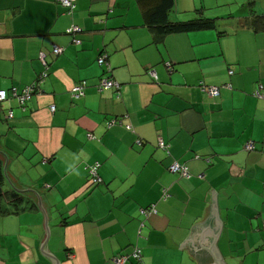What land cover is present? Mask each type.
<instances>
[{"label":"crops","instance_id":"crops-1","mask_svg":"<svg viewBox=\"0 0 264 264\" xmlns=\"http://www.w3.org/2000/svg\"><path fill=\"white\" fill-rule=\"evenodd\" d=\"M74 1L68 14L58 0H0V89H21L46 72L24 107L15 99L0 106L4 188L28 205L0 214V264H52L40 250L37 195L59 264H114L134 245L141 260L124 264H198L179 246L209 215L211 188L224 263L264 264V98L254 95L260 84L264 92V30L249 25L264 14V0H244L260 6L239 16L208 12L224 0H173L171 22L208 18L215 26L162 38L138 0ZM71 25L81 31L68 34ZM54 46L63 51L54 55ZM102 54L109 73L98 63ZM109 74L118 92L96 88ZM82 81L84 96L73 99L71 88ZM201 84L219 87V95ZM116 117L120 123L107 128ZM248 141L253 150L244 148ZM95 161L98 184L87 171ZM174 162L191 177L170 172ZM151 204L156 213L143 216Z\"/></svg>","mask_w":264,"mask_h":264},{"label":"built area","instance_id":"built-area-1","mask_svg":"<svg viewBox=\"0 0 264 264\" xmlns=\"http://www.w3.org/2000/svg\"><path fill=\"white\" fill-rule=\"evenodd\" d=\"M58 3L64 7L65 12L68 14H72L74 9L76 8V4H75L74 0H58ZM80 31H81V28L77 25H71L66 30V32L68 34H71V35H75V34L79 33ZM74 42L79 43V40L76 39ZM52 51H53L54 55H58L63 51V47L54 46ZM41 60L43 63H45L43 54L41 55ZM97 60H98L99 65L105 66V68H106L105 70L108 73L111 72V67L107 61V55L106 54H102V55L98 56ZM166 66L169 69H171V64L169 62L166 63ZM149 73L154 80H157V75H156L154 70H150ZM229 73L231 74V73H233V71L230 70ZM44 76H46V72H43L40 74L39 80H36L32 84L24 86L21 89L17 88L16 86H12L7 90L6 89H0V106L2 105L3 102H5L9 99H15L19 106L24 107L26 105V103L31 99V97L36 93V91H38L39 83L43 79ZM120 86H121L120 83L116 79H114L113 76H111L110 74L106 75V76L102 75L101 78L99 79V82L96 84V88L98 90L115 88L117 90V92L120 90ZM85 87H86L85 81H82V82L75 84L71 88V93H70L71 97L73 99H78V98L84 96ZM200 88L202 89V91H204L206 94H208L212 97H216L219 95V91H220L219 87L201 84ZM261 88H262V85L260 84L254 92V95L258 98H264V92H262L260 90ZM50 109L52 111H54L55 106L51 105ZM12 115H13V113H12V111H10L9 114L7 115V117H12ZM119 123H120V119L118 117H116V118L108 119L106 121V126H107V128H109V127L116 125V124H119ZM125 128L128 130H131L130 125H125ZM88 136L92 138V135L90 133H88ZM157 144L161 149L168 152L169 145L164 142L162 137H158ZM244 148L246 150H249V151L253 150L254 143L252 141H248L244 144ZM100 165H101L100 162L95 161L94 163L87 166L88 177L93 184H98V183L102 182V179L99 175ZM169 170L173 174H176L180 177H184V178H190L191 177V173H190L188 167L182 163L174 162L173 164H171L169 166ZM167 197H168V194L164 190L161 198L165 200ZM140 212L143 216L148 217L151 214L156 213V207L154 204H151L149 207L141 208ZM141 254H142L141 248H139L137 245H134L131 247V249L129 251H124V252L114 256L112 258V261L114 262V264H124L126 261H128L130 259L139 261V260H141Z\"/></svg>","mask_w":264,"mask_h":264},{"label":"trees","instance_id":"trees-1","mask_svg":"<svg viewBox=\"0 0 264 264\" xmlns=\"http://www.w3.org/2000/svg\"><path fill=\"white\" fill-rule=\"evenodd\" d=\"M138 1L141 2L142 5L149 6L146 12V21L155 35L160 38L168 34L205 30L215 26L214 20L208 18H200L185 22H171L168 17L174 5L173 0ZM249 25L255 30H264V14L254 15ZM5 178L6 171L4 163L0 159V214H17L28 209L24 194L15 189L9 190L4 188ZM33 207L39 209L37 204H33Z\"/></svg>","mask_w":264,"mask_h":264},{"label":"water","instance_id":"water-1","mask_svg":"<svg viewBox=\"0 0 264 264\" xmlns=\"http://www.w3.org/2000/svg\"><path fill=\"white\" fill-rule=\"evenodd\" d=\"M212 204L209 207V215L201 222L195 223L191 226V231L186 239L180 244L179 249L186 247L188 252L195 257L198 264H225L215 243L222 228V222L218 217L216 192L213 188ZM38 196V207L43 214L45 237L40 245L41 252L48 257L52 264H59L60 261L54 257L47 248V242L50 236V228L48 225V215Z\"/></svg>","mask_w":264,"mask_h":264},{"label":"rangeland","instance_id":"rangeland-1","mask_svg":"<svg viewBox=\"0 0 264 264\" xmlns=\"http://www.w3.org/2000/svg\"><path fill=\"white\" fill-rule=\"evenodd\" d=\"M223 4L224 5L218 6L217 8H215L213 10L210 9L208 12H213L211 14H214L220 10L222 12H225L224 14H230L232 16H236V15L239 16L240 13L242 14V13H246V12H256V7L260 6V4L259 5H253V4H251V2H247V1L244 2V0H224ZM222 14H220V16ZM215 16H219V14L211 15L210 17H215Z\"/></svg>","mask_w":264,"mask_h":264}]
</instances>
